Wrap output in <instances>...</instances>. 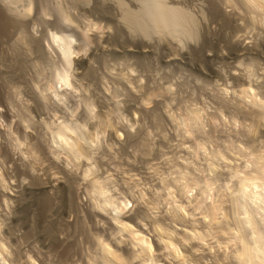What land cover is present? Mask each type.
<instances>
[{
  "label": "rangeland",
  "instance_id": "rangeland-1",
  "mask_svg": "<svg viewBox=\"0 0 264 264\" xmlns=\"http://www.w3.org/2000/svg\"><path fill=\"white\" fill-rule=\"evenodd\" d=\"M104 1L112 7L113 18L94 11L95 4L102 0H0V245L3 247L0 264H98L102 253L100 238L128 253L133 250L130 233L119 230L114 215L128 218L135 229L154 240V219L180 230L179 223L203 219L201 209L194 207L203 199L202 196L196 199L199 188L184 191L181 175L210 176L208 153L228 139L227 134L246 141V136L240 137L239 131L245 129L246 122H251L242 113L251 104L240 92L241 83L248 80L254 88L264 91L262 23L246 22L250 21L247 12L236 7L235 10L225 0L219 1L226 11L235 13L241 25L231 35L249 44L259 43L258 52L242 50L233 56L224 50V45L209 48L200 45H205L203 36L207 30L218 33L223 30L208 15V0H166L185 11L184 16L189 15L185 16L190 18H186V27L198 31L196 40L182 33L174 35L162 27L156 31L151 29V36L147 38L144 32L132 29L120 0ZM121 1L130 9H137L140 3L142 6L141 0ZM53 33L72 36L75 53L69 69V84L56 80L57 71L65 61L53 41ZM166 42L174 43L178 49H175V61L169 60L173 51ZM121 45L133 47L135 52H122ZM145 46L151 52L143 53ZM195 47L203 48V54L207 55L205 63L190 56V50ZM212 48L217 54L222 50L227 54L214 55ZM234 73L243 77L239 78L241 83L238 78L234 79ZM88 100L95 103L92 113L87 107ZM194 116L199 120H194ZM100 120L109 123H100ZM62 121L85 125L84 130L92 139L91 146L83 144L89 153L87 157L73 158L52 141V130ZM221 166L220 183L227 180L229 172L228 167ZM96 180L105 183L107 194L104 196H96L92 190ZM44 182L50 188L37 193L31 191L33 184ZM106 195L123 205L127 203V207L119 214L111 207V210L99 208L96 199ZM40 197L46 198L49 205H44ZM20 200L30 205L23 208ZM209 201L204 199L201 207ZM179 204L190 213L186 219L179 217L175 210ZM46 212L54 238L42 227V214ZM212 237L207 239L208 245L198 244L201 252L197 253L206 256L205 264L217 263L218 241ZM153 254L161 263L179 264L158 247ZM139 260L134 259L130 264H141Z\"/></svg>",
  "mask_w": 264,
  "mask_h": 264
},
{
  "label": "bare ground",
  "instance_id": "bare-ground-1",
  "mask_svg": "<svg viewBox=\"0 0 264 264\" xmlns=\"http://www.w3.org/2000/svg\"><path fill=\"white\" fill-rule=\"evenodd\" d=\"M99 1H101V0H99ZM141 1H142V6L140 3V6H139L140 8L138 7L137 9H130L127 6V4L124 3V1L120 0V4L124 7V9H125L124 11L126 12L124 14H126L127 18L126 17L125 18L130 21L131 27H134L132 29H134V30L137 29L138 32H141V31L144 32L146 34L147 38H148V35L150 34V32H152L154 29L156 31V28H157V30L161 29V27L163 29H167L169 32H171L174 35L176 33L177 34L182 33V34H185L186 37L187 36L190 38L192 37L193 40L195 39V37H197L198 31L190 30V29H188V27H186V26H188L186 24V21H187V19H190V18L189 17H186L187 19L185 18V16H187L188 14L185 13V16H184L183 14L185 11L182 12L179 6L177 7V6L172 5V4L170 5V4H168V2L166 0H141ZM172 1L173 0H171L170 2H172ZM174 1H176V0H174ZM208 1H210L209 2V13L210 14H208V15H211L213 17V19L218 22L219 26H221L220 28H222L223 30L221 31V29H220L221 32H219V33L217 30H216L217 32L216 31L214 32L212 30H207V32H206L204 30L206 32V36H203L204 34L203 35L201 34V35L203 37H205V38H203V39H205V41L203 40L205 42V45L202 46V44H200L201 47H203V48L208 47L209 48V47H214V46L216 47L218 45H221V47H223L222 45H224V47H226V49L224 48V50H226L227 52L229 50L230 53L233 54V56L239 55V52L242 50L256 51V52L260 51L259 43L253 42L252 44L251 43L249 44V43H246L245 41H243L240 37H238V36L236 37L235 35L234 36L231 35V31L236 30L241 26V25H239L240 23H239L238 19H235L236 18L234 16L235 13L233 14L232 10L226 11L224 8H222L221 6H223V5H221L219 3V1H221V0H208ZM225 1L227 2V4H230V6H232V7L234 6V9L236 7V8H239L240 10L247 12L246 14H248V16L250 17V21H246V22L254 21L255 24H257L256 22H260L259 25L261 23H262V25H264V0H225ZM105 2L106 1H104V3H103V0H102L101 3L100 2L96 3L94 6V11L103 15V17L108 16L109 18H113L112 7L110 8V5H106ZM223 2H224V0H223ZM179 3H180V1H179ZM84 5L87 6L86 3ZM73 8H74V6H73ZM235 10H237V9H235ZM120 14H121V12H120ZM237 14H236V16H237ZM115 16H116V14H115ZM238 17H241V15H239ZM211 20H212V18H211ZM246 20H248V19H246ZM252 24H254V23H252ZM190 26H191V24H190ZM260 27H262V26H260ZM192 28L194 29V27H192ZM197 28L198 27H196V29ZM139 29H140V31H139ZM151 29H153V30H151ZM172 34H171V36H172ZM132 35H133V33H132ZM8 36H10V35H8ZM51 36L53 38V41L60 48L61 55H62L61 57H63V59L65 61V62H62V63H65V65L60 66L59 69L57 68L58 71L55 70V71H57V74H56L57 79L56 80H58L61 84H69V79H70L69 78V69L71 67V64L73 63V60H74L73 54L75 53V50L73 49V46H72V36L68 35V34H64V33H53V35H51ZM150 36H151V34H150ZM202 36L200 38H202ZM83 37H84V35H83ZM116 37H119V35H116ZM114 39H116V38H114ZM165 39H166V37H165ZM199 40H201V39H199ZM173 44L171 42L167 43V45H168L167 47H169L171 49L170 51H173L171 56H169L170 61H175L177 59L176 50H178V49H176V45L174 47ZM7 46H8V44H7ZM125 46H122V47H124V49H122V52L123 51L128 52V53L135 52V49L132 46H131L132 48L125 47ZM148 47L149 46H145L143 48V53L147 54L148 52H151L152 49L150 48L151 49L150 50ZM203 48L201 49L199 47L198 48L195 47L192 50H190L191 51L189 53V54H191L190 56H193L196 58V59L192 58L193 60L204 61V63L207 61V57H206L207 55L203 54V52H202ZM212 49L215 50V48H212ZM11 50H13V49H11ZM116 50L117 49H115V51ZM208 50H211V49H208ZM214 50H212V51L214 52ZM216 51L217 50H215L214 55H219L222 53L223 54L225 53V55L227 54V52H223V50H222V53H218V54ZM218 51H221V49ZM30 53H31V51H30ZM228 55H229V53H228ZM48 60H50V59H48ZM208 60H210L209 57H208ZM199 61H197V62H199ZM233 77H234V79L238 78L237 81L239 80V82H240V79L242 80V78H243L242 76L239 77L238 73H234ZM243 81L244 82L241 81L242 83L240 82L243 85V86H241L242 89L240 92L242 95H244L246 98H248L247 100L250 99L249 104H251V106L249 105V107L246 108V111L242 110L245 108L240 109L243 111L242 112L243 114L245 112L243 117L247 116V118L250 117L249 120L251 119V122L248 123L246 121H249V120L246 118L247 120L246 121L244 120V122H246V124H244L245 129L243 128L242 131H239V136L240 135L244 136V137L246 136V141L244 142V140L242 141V139H241V141L236 140L239 138L233 139V136L230 133L229 134L232 136V138L230 137L229 134H227V136L229 138L222 141L223 143H220L221 140H220V142L218 141V143H220V146H217V145H216L217 147L214 146V148L211 149V151H209V153H208L209 159H208V166H207L208 168L207 169L210 173L209 174L210 176L202 178V176L198 177L199 175L195 176V177H190L188 174L181 175V177H182L181 179H183V181H184V182H181V185H182L181 187L184 191L188 192V190H190L191 187L199 188L198 191H199L200 195L195 194L196 199L198 200V196H200V197L202 196L201 199L202 198L203 199H202V201L199 199L198 202L196 200V202L198 204L196 203L197 205L195 204L196 206H194V207H195V209H201V214H203L202 215L203 219L198 220V219L194 218L193 220L191 219L188 221H184L185 223L184 222H182V223L178 222L182 226L181 230L179 228H177L176 225H175L176 228L174 227V225L173 226L170 225L171 226L170 227V226H167L169 224L165 225L166 223L163 224V222L154 219L152 221V227H153V230L155 231L154 234L156 235V239L154 240V239L149 238L147 236V234L144 233L142 230L135 229L128 218L120 219L118 215H114V220H116L117 224L119 225V227H118L119 230L122 232L128 231L130 233V236H131V237H129V238H131L130 244H132L133 250L128 251V253L127 252L125 253L124 251L120 250V248H118L117 246H115V245L113 246L110 242H106V240L103 241L102 238H100V241H99L100 244L99 245H101L100 247H101L102 253H101V257L99 259L100 261L98 264H130L134 259H138V258H140L139 261L141 262V264H164V263H161L162 262L161 260L159 261V259H156L157 257H155V255L153 254V252L155 251V249L157 247L159 250L163 249L164 251H167V255L173 256L172 258H175V260L177 259L179 264H205L204 263L205 260L207 261V259H205L206 256L205 255H204L205 257L202 256L203 254L202 255L200 254L201 256H199V254L197 253L200 249L198 244H200V243L204 244V242H206L207 243L206 245H208L207 239L211 235L214 236L212 238L216 237L217 241H218V245H217L218 248L216 250L218 252V254L217 255L215 254V256H217V258H216L217 260L214 259L217 263H215V264H218L220 261L223 262V264H264V91L260 87L257 89L254 88L252 83L250 81L248 82V80L246 82H245V80H243ZM145 89H146V87H145ZM244 96H242V97H244ZM240 100H242V99H240ZM87 104L86 105L88 107V110L90 112L91 111L93 112L95 103H93L91 100L90 101L88 100ZM238 105H239V103H238ZM240 106H243V105L240 104ZM240 106H238V107L240 108ZM157 109H158V107H157ZM136 114H138V113H136ZM197 114L199 115V113H197ZM82 117H84V116H82ZM92 118H94V117H92ZM195 118H197V120H199L198 119L199 117L194 116V120H195ZM216 118H217V116H216ZM197 120L194 122L197 123ZM74 121H76V120H74ZM75 123H77V122H75ZM100 123H109V122L108 121L106 122L104 120H102V121L100 120ZM234 123L235 122H233V124ZM214 124H213V126H214ZM131 127H133V126H131ZM84 128H85V125L83 126V124L77 125V124H74V122L70 123L67 121H62L59 124H57L54 129L52 128L53 129L52 130V137H51L52 141L56 144V146H59V148H62L63 150H65L68 154H70V156H73V158H76V159L79 158L80 159V157H82V156L87 157L86 155L87 154L89 155V153L85 152L87 150H84L83 144L85 143V144L90 145L92 139H90V137L88 136V134L86 133ZM211 128H212V130H214L213 127H211ZM236 134H238V133H236ZM93 135H94V133H93ZM234 135H235V133H234ZM197 136H198V134H197ZM227 136H225V137H227ZM237 137H238V135H237ZM219 138L223 140V138H221V137H219ZM201 140H203V139H201ZM202 145H200V146L202 147ZM200 146H198V147H200ZM203 155H204V153H203ZM223 160H224V162H223ZM225 160H227L228 163H226L227 161H225ZM229 161L233 162V163H230ZM221 162H223V164L224 163H226V164L224 166H221V165H223ZM179 164H181V163H179ZM220 166L229 168L228 177L226 178L227 179L226 181H223L224 183L219 182L220 177L218 176V174L221 171L219 170L220 172L218 173V169H220ZM85 171H86V169H85ZM88 172H89V170H88ZM181 172L183 173V171H181ZM192 174H190V175H192ZM86 175H87V173H86ZM223 179H225V178H223ZM232 179H234L235 181L232 183V185H230V182H232ZM100 180L94 181V185H93L92 190L96 193V196L98 194L101 196L102 195L104 196L105 194H107L105 183L103 181H100ZM106 181H108V180H106ZM47 182L49 183V181H47ZM47 182H44V184H42V183H38V184L36 183L37 185L33 184L34 186L32 185L33 187H31V191L32 192L33 191H35V192L36 191H39V192L45 191V189H47V187H48V185L46 184ZM50 183H52V182L50 181ZM52 184H54V183H52ZM52 184L49 186H52ZM48 188H50V187H48ZM225 191H227V192L225 193ZM40 198H42V197H40ZM100 198H102V197H100ZM204 199L205 200L211 199V201H209L207 204H205L204 205L205 207H201V203L204 201ZM96 200H97V206L99 208H102L103 210H108V208L111 207L112 210L118 214L120 211H122L123 209H125L127 207V206L125 207V205H128L125 202H124L125 204L123 205V203L117 202L114 199V197H111L108 195L103 197V199L97 198ZM39 201H40V199H39ZM20 202H21V200H20ZM41 202H44V205H46V204L49 205L48 200H46V198L45 199L42 198ZM20 204L23 206V208L28 207L30 205L28 202H21ZM202 206H203V204H202ZM45 207H47V209H50V208H48V206H45ZM111 208H110V210H111ZM184 209L185 208H184L183 204H179L175 207V210L178 212L177 213L178 216L179 217L182 216V218L185 217V219H186L187 218L186 215L187 214L189 215L190 213L185 212L188 210L187 209L184 210ZM45 211H47V210H45ZM48 212H49V210H48ZM48 212H46L45 214L44 213L42 214V215H44V216H42L43 218L41 216L40 217L42 218V223H43L42 227L45 228V229L44 228H42V229L46 230V232H47L46 234H49L48 236L52 237L53 233H52L51 224H50L51 219H48V215H49ZM179 213H181V214H179ZM191 215L193 216L192 213H191ZM176 218H178V217H176ZM178 219L180 220L181 218H178ZM174 221H175V219H174ZM181 221H183V220H181ZM51 222H53V221H51ZM51 237H49V238H51ZM52 238H54V237H52ZM116 244L118 245V243H116ZM189 244H190V246H188ZM201 244H200V246H201ZM155 245L157 246L156 248H155ZM210 245L211 244H209V246ZM1 248H3V247H1V245H0V254L2 251ZM203 248H204V246L202 247V250H203ZM215 248H216V246H215ZM210 249H211V247H210ZM199 252H201V250ZM164 253L166 254V252H164ZM166 258H167V256H166ZM149 262H152V263H149ZM168 263H170V262H168Z\"/></svg>",
  "mask_w": 264,
  "mask_h": 264
}]
</instances>
